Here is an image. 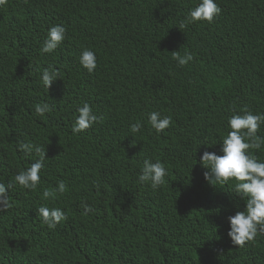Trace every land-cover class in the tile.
<instances>
[{
	"label": "trees",
	"instance_id": "trees-1",
	"mask_svg": "<svg viewBox=\"0 0 264 264\" xmlns=\"http://www.w3.org/2000/svg\"><path fill=\"white\" fill-rule=\"evenodd\" d=\"M202 0H7L0 6V184L46 157L35 191L15 185L0 213V264H264V236L232 244L229 217L246 210L228 184L210 185L200 160L222 156L228 120L264 115V0H213L212 23L187 24ZM54 26L65 29L50 54ZM92 51L91 74L79 63ZM193 60L180 67L171 53ZM44 70L59 72L47 90ZM51 111L40 116L36 105ZM88 104L101 118L72 133ZM171 118L157 133L149 115ZM139 122L142 128L132 134ZM257 136L264 139V124ZM264 163V145L250 150ZM165 183H139L144 161ZM67 191L43 199L44 190ZM82 204L92 208L84 215ZM40 207L67 217L49 229Z\"/></svg>",
	"mask_w": 264,
	"mask_h": 264
},
{
	"label": "clouds",
	"instance_id": "clouds-1",
	"mask_svg": "<svg viewBox=\"0 0 264 264\" xmlns=\"http://www.w3.org/2000/svg\"><path fill=\"white\" fill-rule=\"evenodd\" d=\"M24 4L28 0H23ZM7 3V0H0V6ZM221 9L213 2V0H202L195 10L189 13L186 22L181 23L180 29L186 27L187 24L196 22L212 23L219 14ZM65 38V29L61 26H54L49 30L48 37L44 46L41 48L42 54H50L55 51ZM172 59L178 62L180 67L186 66L193 60L191 54L184 57L179 52L171 53ZM79 63L88 71L93 73L97 67L96 57L92 51L85 50L82 52ZM59 77V72L54 70H44L42 73V83L49 90L52 83ZM51 111L48 104L36 105L35 112L44 116L45 113ZM245 115L233 116L228 120L230 132L222 141V156L214 153L205 152L200 160L202 167L209 171L204 174V179L210 184L225 185L230 181H235L233 191L236 197L245 201L246 210L237 212L236 215L229 217L230 237L233 246L243 248L247 243L254 242L258 235L264 236V163L258 162L255 156L250 155V150L260 151L264 145V139L257 136L260 126L264 124V115H252L247 108L241 109ZM101 122V118L92 114V110L88 104H85L78 110V118L72 128L73 134L83 133L93 126L95 123ZM149 124L157 133H161L169 128L172 124L171 118H161L159 113L153 112L149 115ZM142 125L137 122L130 128L132 134L140 132ZM19 151L31 154L34 150L39 160L26 170L20 172L15 177L14 183H9L7 188L0 184V213L7 212L10 208L8 200V190L15 185H19L23 189L35 191L40 181V172L43 168V162L46 157L45 149L35 147L32 144L21 143ZM167 175L165 166L157 162L155 164L148 160L144 161L142 174L138 180L141 184H150L153 190L164 185V177ZM67 191L64 182L58 183L57 190H44L43 199H55L57 192L64 194ZM84 215L92 212V208L86 204H82ZM38 215L49 229H55L67 217L59 209L50 210L47 207H40Z\"/></svg>",
	"mask_w": 264,
	"mask_h": 264
}]
</instances>
